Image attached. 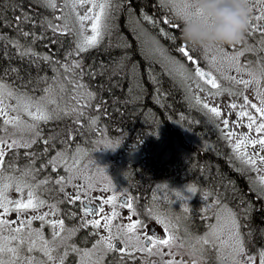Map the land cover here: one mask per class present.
Wrapping results in <instances>:
<instances>
[{"label": "trees", "instance_id": "obj_1", "mask_svg": "<svg viewBox=\"0 0 264 264\" xmlns=\"http://www.w3.org/2000/svg\"><path fill=\"white\" fill-rule=\"evenodd\" d=\"M49 12L41 0H0V79L20 90L46 84L45 78L59 74L66 89L83 84L85 95L78 100L81 105L89 104L85 114L77 123L76 115L69 120L57 119L55 135L60 133L68 141V131L72 130L73 141L80 137L77 142L85 145L88 154L94 152L101 132L121 143L120 151L127 148L128 152L132 143L139 150V158L122 171L132 190L146 199L156 181L175 178L211 190L214 193L210 194L237 209L244 231V227L250 228L244 237L247 246L264 245V201L255 196L249 177L237 170L205 112L188 99L164 64L144 55L134 36L129 22L133 17L139 18L145 30L151 26L150 20L157 21L158 28H164L175 40L161 31L157 38L168 50H174L181 33L159 17V12H165L164 5L159 0H117L108 13L110 27L104 29L98 44L79 53L74 51L69 34L54 33L48 27L47 21L55 24L58 15L57 10ZM22 15L30 19L18 22ZM62 24L55 25L61 29L67 26ZM29 48L36 55H21ZM44 56H50L52 62L42 59ZM74 61H80L81 67L66 71L63 65ZM59 98L62 102L56 106H63L62 110L76 107V103H69L70 96Z\"/></svg>", "mask_w": 264, "mask_h": 264}, {"label": "snow or ice", "instance_id": "obj_2", "mask_svg": "<svg viewBox=\"0 0 264 264\" xmlns=\"http://www.w3.org/2000/svg\"><path fill=\"white\" fill-rule=\"evenodd\" d=\"M46 7L56 9L57 3L56 0H42ZM117 0H101L100 3L97 4L96 0H70L71 8L73 12H75L76 7L83 6L88 3L92 6L88 9L83 16L77 15V20L80 23L81 34L84 30V21H91L90 27L92 31V35L85 37L83 45L78 41L75 52H83L86 51L89 47H94L101 38V26L103 22V26L105 28L110 27L108 21L111 19L108 16V11H110L112 3H116ZM69 3V0H65V5ZM160 3L163 5L165 3H169L175 8L174 15L179 22L173 23L172 20L165 18L163 23L165 25L171 24L172 28L177 31H181V21L182 17L186 15L190 5L189 0H180V6L177 7L175 0H160ZM250 9L252 15L249 18L247 29L240 39L238 43L231 44L230 46L235 49L236 45L244 44L245 48L243 50L235 51V53L231 56L225 53L224 59L230 60L233 63L229 65V67H234L236 71L243 72L248 71V75L251 79H237L235 76L226 77L234 81L235 84L243 85L245 89L249 88L250 85L256 84L257 88L260 86L261 77H264V68L259 70V75H257L256 71L250 70V64L245 63L243 65L239 62V57L243 56L245 51H252V48L246 46V41L248 38L259 34L261 38V43L264 44V0H249ZM117 3V7H118ZM95 9H99L98 11H94ZM255 9V14H253V10ZM30 17L22 15L18 17V22L20 20H28ZM57 20L61 19L60 16L56 17ZM145 20H150L149 17L145 16ZM153 24H156L157 21H151ZM48 27H50L53 32L62 31L66 34H71L72 30L65 26L63 29L60 26L53 24L51 21H47ZM161 33L165 35L168 39L175 40V36L171 35L169 32L165 31L164 28L160 29ZM25 37L28 36V33H23ZM35 38V37H34ZM12 42V41H9ZM55 42V41H53ZM19 47V45H17ZM216 47L223 53L224 48L221 45H216ZM207 50L208 46L202 47ZM177 51L181 53L184 57L187 58L193 65H195L194 73L196 77L201 79H205L206 83L211 85L213 89L218 88L217 81L214 77H212L210 72H205L200 66L198 59L194 58L193 55L190 54V51H195V48H188L187 44H182L177 48ZM31 53V49H25L21 51V55H28ZM32 55H36L35 53H31ZM69 56L72 55L70 52ZM42 59L46 61H51L50 56H44ZM216 57H212V60L215 61ZM58 63V62H55ZM66 71H73L74 69H78L81 67L80 61H74L71 65H63ZM183 67V65H181ZM82 74V73H81ZM91 74V73H89ZM53 84L49 85L48 88L43 89V92L47 94L50 88L56 86V77L52 78ZM61 90H63V86H59ZM76 88H83L84 85L80 83L75 84ZM91 95V94H89ZM256 96L259 99V106L257 103L250 102L248 96H244L243 105H237L236 103L228 104V108L230 110H234L237 107L240 108V111L236 112L237 120L229 124L228 119H223V125L225 128H238L242 126V120L244 117H247L248 123L247 128L249 130L254 129L256 133H264V91H257ZM5 97L12 98L17 101L15 105L8 106L7 109L4 106ZM75 99V97H73ZM199 102V100H198ZM54 100H48L45 102V97L41 96L39 98L29 96L26 92H22L14 89L12 86L0 81V117H4L3 124L4 125H13L18 126L20 121L19 114L15 116H9V111H14L19 113L20 111H26L27 115L32 117L33 124L30 126L29 131L31 132V136L27 139L21 138L20 140H12L11 142L6 141L4 139H0V175H3V170L5 169V157L8 151H12L17 148H25L30 149L32 144L37 143L39 139H44L45 144H50L51 141L47 138L43 137L41 131L39 129V121H44L47 123L49 120H57L63 117L72 116L73 113L76 114L77 122L78 118L83 116L84 108L88 107L89 104L86 102L81 105L80 101H76V107H73L71 110L58 111L56 107H49V105H55ZM251 107L255 110L257 114H259L260 122L257 123L256 116L249 113L246 109L247 107ZM203 107L207 109L213 116L219 118L221 117V109L219 106H210L208 103H204ZM29 109H35V111H31ZM235 133L231 130L227 133L226 138H230ZM71 142V141H69ZM253 146V152L256 153V147L258 146L260 150L264 151V135L259 138H253L246 133H241L240 136L237 137L236 143L234 144V151L237 152L238 156H240L245 164L248 165H256L257 160L250 156L246 149L247 146ZM118 144H112L106 142L105 148L114 149ZM244 148V151L241 149ZM7 150V151H6ZM45 152L48 151L47 147H45ZM29 160L28 165H26V169L20 172L19 177L15 175H8L6 179L9 183H3L0 186V264H48L50 261H56V264H64L65 258L67 257L69 251L78 253L82 256V258H88L90 264H104V256L106 254L119 252L121 261L125 259L135 260L137 257L134 255L135 252H146L149 257L158 256L161 259L159 261H153L152 264H183V261H178L175 257L178 253L171 251L174 247L183 248L184 244L179 240L178 235L171 228L168 221L159 216L152 217L156 220L157 224L163 225L165 232L168 233L165 237L157 236L155 234H149L147 229L148 225L144 224L142 220H136L133 222L121 226L117 225L115 233H113V224L112 221L115 220L119 213L116 211V207L114 205L115 197L109 196L107 199L103 201L104 205H113L110 214H104L103 205L97 207V204L92 202V198L89 196V191L91 189V185L85 186L83 184L76 185L73 184L72 181L74 179H80L81 177H59L55 181L57 185H71L73 188L72 192H65L64 187H60L59 191L64 194V201L69 204L75 205L78 201L80 202L82 215L80 217V224L78 227L73 228L71 230H66L63 220H46L45 218L53 214L57 213V208L55 205H49V208L52 209L51 213L45 212L40 214L37 210L43 208L46 205V201L39 199L36 196L35 188L38 186L35 181L36 175H38V171L34 168V153L25 152L24 154ZM61 153H57L56 157H53L51 160L47 162V164L41 166V170L45 167L52 166L53 169L59 167L60 164H57V157H59ZM71 155L74 153L71 152V149H68L63 154V165L65 166L66 171H70L67 165L71 158ZM259 162L264 164V155L257 153ZM79 161H77L73 168L78 166ZM6 168L11 170V173H15L17 171L14 162H8ZM103 169H101L102 171ZM31 178V181L28 178ZM49 179L46 178L44 181H41V184H47ZM13 183L15 184V191L17 193H23L24 189L27 188V199L18 198V199H10L8 197L7 190H9ZM260 183L264 184V176L260 177ZM189 192H195V188H189ZM176 195L181 196L180 192H177ZM122 208H127L131 213L127 219L132 221V217L136 214V210L133 207L132 198L124 201L121 204ZM29 210L33 211L32 215H28ZM9 213H15V217H9ZM151 216V213H146ZM75 216V213L72 214ZM88 217H92L89 219ZM99 217V218H96ZM39 220L41 222V227L44 226L45 223L49 224L53 228L52 233V241H45L42 237H40V251L43 252L46 260H37L31 256L23 255V252L26 250L27 252H32L36 247V241L33 240L32 234L35 232L37 236H39V229H32V221ZM89 225L93 230H98L103 228L107 231L106 236H101L99 240H97L96 244L93 245L91 250H81L77 248L74 244H70L69 240L71 239V235H74L76 231H79L80 228H87ZM232 229L230 234L235 237L236 246L233 250L232 260L233 264H251L252 257L246 255L245 246L241 240L239 225L236 223V216L233 214L232 221ZM213 227L214 226H210ZM59 228V231L55 229ZM137 229H140L143 233V236H130L129 233H135ZM69 231L68 236H62V232ZM7 233V235H5ZM93 234H97L95 231ZM135 239L137 241L136 245L132 244V240ZM147 241V245L139 243L141 240ZM2 241H7V243H2ZM16 243L13 244L12 242ZM209 240L207 238L197 239L196 242L192 245L193 250H195L196 244L207 245L209 244ZM223 243V242H222ZM102 245V247H100ZM121 245H124L121 247ZM163 248L169 249L167 255L170 257L166 261L163 259L165 253L162 251ZM63 249V252L60 250ZM56 252L57 255H53V252ZM203 251V249H201ZM7 255L9 259H4L3 257ZM95 257V259H91ZM237 257H241V259H237ZM260 264H264V251L260 253Z\"/></svg>", "mask_w": 264, "mask_h": 264}, {"label": "flooded vegetation", "instance_id": "obj_3", "mask_svg": "<svg viewBox=\"0 0 264 264\" xmlns=\"http://www.w3.org/2000/svg\"><path fill=\"white\" fill-rule=\"evenodd\" d=\"M253 14H255V9L253 10ZM165 18H168L173 21V23L179 22L176 17L174 16H164L163 20ZM171 26V24H169ZM181 33V31H179ZM179 38L178 44H175L174 50L169 51L171 55H175L180 59L185 60L187 65L193 66L195 68V65H193L190 61L186 59L181 53L177 51V48L180 47L182 44H184L183 40L181 39V34ZM159 42L160 40L156 38ZM161 43V42H160ZM162 44V43H161ZM164 45V44H163ZM165 46V45H164ZM246 46L249 48H252V51H245L243 56L239 57V62L241 65L245 63L250 64V70L256 71L257 75H259V70L261 68H264V44L261 43V38L259 34H256L252 36L251 38H248L246 41ZM167 48V47H166ZM189 49H192L191 46L188 45ZM224 52L222 53L216 45H210L208 46L207 50H205L202 47H196L195 51H190V54L194 56V58L198 59L199 65L203 68H205L208 72L211 73L212 77H214L217 81L218 86L225 85V86H234L238 85L235 84L234 81L230 79H224L220 82L217 72L219 70H223L227 77L235 76L237 79L244 78L248 76V71L243 72H237L234 67H229L230 64L233 62L230 60H225L224 55L225 53L229 56L233 55L235 51L243 50L245 48L244 44L236 45V48L233 49L230 45L223 46ZM168 50V48H167ZM204 54L206 57H202L201 55ZM216 57L215 61L212 60V57ZM205 60L206 66L201 61ZM248 93H253L255 91L254 101L252 103H257L259 106V99L256 96L257 91H264V77H261V82L259 88H257L256 84H252L249 86ZM255 88V89H254ZM4 106L6 108L5 102ZM53 107V106H52ZM67 110V109H66ZM61 112L64 110H60ZM14 116L17 114V112H13ZM11 112H8V115L10 116ZM73 115H76L73 113ZM259 115V114H258ZM71 116L63 117L64 120H69ZM82 118V116L80 117ZM4 117H0V139H4L6 141L11 142L12 138H15V140H20L21 138L27 139L31 136V132L29 131L30 126L34 123L32 119H29L27 117H20L21 123L18 126L13 125H4L3 124ZM55 121V122H54ZM77 123V121H76ZM39 129L41 131V134L43 137L47 138L51 141L50 144H45L44 139H39L37 143L32 144L33 147L30 149L25 148H17L12 151H8L7 155L5 157V169L3 170V175H0V181H4L6 183H9V181L6 179L8 175H15L16 177H19L20 172L24 171L26 169V165H28L29 160L24 155L25 152L34 153V168L38 171V175L35 177L36 184L38 185L34 190L36 193V196L46 201V205L38 209L37 211L40 214H43L45 212L51 213L52 209L49 208V205H55L57 208V213L55 215L50 214L45 219L46 220H63L65 229L71 230L73 228H76L80 224V217L82 215L80 202L78 201L75 205L69 204L64 201V194L59 191L60 187H64L65 192H72L73 188L71 185H57L55 181L59 179V177L63 176L66 178L69 177H81L80 179H74L72 181L73 184L80 185L83 184L86 187L91 185V189L89 191V196L92 198V202L97 204V207L100 205H103L104 208V214H110L111 210L113 208V205H104L103 201L107 199L109 196L115 197L114 205L116 207V211L119 213V216L112 221L113 224V233L116 231L117 225L121 226V228L124 225H127L130 222L136 221V220H142L144 224L148 225V233L149 234H155L157 236H161L162 238L168 235L167 232L163 228H158L155 226V223L151 221V216L147 215L146 213H151L153 209H156L148 204H145L148 202L149 197L144 199V201L139 203L138 200L135 199V196L139 198L140 193L138 192H125V193H118L117 191H103L101 189H97L96 183L98 182V179L100 176L97 175H88L87 174V162H85V157L78 156L77 159L72 160L71 158L68 162V169L70 171L65 170V166L63 165V154L66 150L71 149L72 146H81L80 140L77 142L80 137L73 141L72 130H69V136L66 139H64L61 134H54V130L56 126L55 124H58L57 120H49L47 123L44 121H39ZM47 126V127H46ZM52 128V129H51ZM246 133V132H245ZM247 134V133H246ZM250 135V134H249ZM259 138L260 136L264 135V133H256ZM73 144H70L69 141H71ZM45 147H47L48 151L45 152ZM7 151V150H6ZM34 151V152H33ZM57 153H61L59 157H57V164H60L59 167H56L55 169L52 168V166L45 167L41 170V166L47 164L49 160H51L53 157L57 156ZM262 154V151H261ZM48 156V157H47ZM134 160L139 158V155L137 152L132 156ZM14 162L17 171L13 174L11 173V170L6 168V165L8 162ZM79 161L78 166L73 168V165ZM135 162L131 163L133 166ZM46 178L49 179V182L47 184H41V181H44ZM31 181V178H28ZM175 180H180V178H175ZM13 185H15L13 183ZM262 193V192H261ZM8 194V192L6 193ZM23 193H20L22 195ZM199 196V193H198ZM200 197V196H199ZM129 198H132L133 207L136 210V214L132 217V221H129L127 217L131 214L127 208H122L121 204L128 200ZM202 200V206L198 207L199 203L194 204L196 199L191 202L190 204L193 205V208H189L186 204L182 209L186 212L185 215H183L180 220L176 217L177 220H179L177 229H174L173 231L176 232V234L179 237V240L183 242L184 247L183 248H176L174 247L171 249V251L178 253V255L175 257L178 261H183V264H186L188 261V256L184 255L185 250H190L192 254L199 259V264H233L230 256V245H229V237H225V229L222 228V239H219V244H216L214 241H211L208 239V234H210V226H215V224L218 223H212L211 221L214 219V216L216 215V205L218 206H226L230 203L222 199L220 196H218L216 199V196L213 194L211 196L203 195L200 197ZM259 198H262L259 196ZM222 199V200H220ZM138 203L140 205H138ZM148 205L149 207H146ZM163 207L160 210H166ZM229 208V207H228ZM224 209V208H223ZM230 209V208H229ZM231 210V209H230ZM75 213V216L72 214ZM166 213V212H165ZM33 211L29 210L28 215H32ZM209 214L212 216L210 217ZM171 215V214H170ZM9 217L14 218L15 213H9ZM91 219L92 217H88ZM99 218V217H96ZM172 218V215H171ZM180 224H185L186 228H182ZM32 229L36 230L39 229L40 233L39 236L35 232L32 234V239L36 241V247L33 249L32 252H27L26 250L23 252V255L25 256H31L36 258L37 260H46V257L44 256L43 252L40 251V237L43 238L45 241H52V233L53 228L45 223L43 227H41V222L39 220H33ZM56 231H59L60 229H55ZM213 230V227H212ZM217 230L216 235L221 231ZM243 230V225L242 229ZM96 232L97 234H93V232ZM207 233V239L209 240V244L207 245H200L196 244L195 250H193L192 245L196 242V240L204 239L206 238L203 236V234ZM70 233L69 231L62 232V236H68ZM108 233L105 229L100 228L98 230H93L92 227L89 225L87 228H80L79 231H76L74 235H71V239L69 240L70 244H74L77 248L81 250H91L93 248V245L96 244L97 240L100 239L101 236H106ZM7 235V233H5ZM130 236H143V233L140 229H137L135 233H129ZM223 242V243H222ZM242 242L244 245H246V241L242 239ZM2 243H7V241H2ZM13 244L16 242L13 241ZM142 244L147 245V241H144L143 239L139 242ZM132 244L136 245L137 241L135 239L132 240ZM218 245V246H217ZM124 245H121L123 247ZM217 246V247H216ZM102 247V245L100 246ZM203 249V251H201ZM208 250V253L206 252ZM64 250L61 249L60 252H63ZM162 251L165 253L163 259L166 261L170 257L167 255V252L169 249L163 248ZM211 251V253H210ZM53 255H57V253L54 251ZM134 255L137 257L135 260L132 259H125L121 261L119 259L120 254L119 252L106 254L104 256V264H152L153 261H159L161 258L158 256H152L149 257L146 252H135ZM4 259H9L7 255L3 257ZM91 259H95V257H92ZM256 263V261H255ZM48 264H56V261H50ZM64 264H90L88 258H82V256L75 252L68 253L67 257L65 258Z\"/></svg>", "mask_w": 264, "mask_h": 264}, {"label": "rangeland", "instance_id": "obj_4", "mask_svg": "<svg viewBox=\"0 0 264 264\" xmlns=\"http://www.w3.org/2000/svg\"><path fill=\"white\" fill-rule=\"evenodd\" d=\"M42 2V0H41ZM97 4L101 2V0H96ZM57 3V8L56 9H52L47 7V9L50 12L53 11H58V15L61 17V19L57 20L56 18H54L55 24H59V22H62V25H67V28H71L72 29V33L70 35H68V37L73 40V44L77 45V42L79 41L82 45L84 42V38L91 36L92 35V31H91V21H84V30L83 33L81 34V29H80V23L77 20V15L79 16H83L86 12H88V9L92 6L91 4H84L83 6H77L75 12H73L72 8H71V3L69 0V3L67 4V6L65 5V0H56ZM175 3L177 5V7L180 6V0H175ZM44 4V3H43ZM164 5V9L166 12H171L172 15H174L175 12V8L172 7L171 4L169 3H165ZM99 9H95L94 11H98ZM49 12V13H50ZM109 13V11H108ZM57 15V16H58ZM159 17L163 18V13L160 14L159 12ZM47 21V20H46ZM152 21V20H150ZM129 22H131L132 25V30L134 32V36L136 39H138V45L140 46L141 51L144 53V55L150 57L149 59H154V60H158L160 61V63L165 62L166 64L165 67L167 68L166 70L170 72L171 76H177L179 77L180 81L182 83V85L186 88L188 95L190 96V98L192 97L194 102L196 104H198L199 106H201V108L207 112V114L210 116L212 122L214 123V126L216 128V131H218L223 137L226 138L227 133L231 130L233 133H235V135H233L230 138H226V141L228 144H230V147L232 148L231 151V155L230 158L234 161V163H236V168L239 171H243L244 174L249 177V181L251 182V186L254 189V193L255 196L257 197H262L261 200L264 201V184L260 183V177L264 176V164H261L259 162V158L257 153L261 154V151L259 149L258 146L256 147V153L253 152V146L249 145L247 146V153L252 156L254 159L257 160L256 165H248L245 164L242 160V158L240 156H238L237 152L234 151V144L236 143L237 137L240 136L241 133H247L249 136L253 137V138H258L256 135V132L254 131V129L249 130L247 128V117H244L242 120V126L238 127V128H225L223 125V119H228L229 120V124L231 125L232 122L237 120V116H236V112L240 111V108L237 107L234 110H230L227 106L230 103H236L238 106L239 105H243L244 103V96H248L250 102L254 101L255 96H253L255 94V91L253 93H248L250 88L245 89L243 85H234V86H225V85H221L220 87L216 88V89H210L208 86L200 84L195 77L191 76V72L189 70V67L187 65V63L185 62L184 58L180 59L177 56L173 55V57L171 55H168V51L167 48L161 44L156 38L160 36V29L158 28V24H153L151 23V26H148L145 30V28H143L139 22V18H135L133 17ZM60 28L62 27L61 25ZM105 27L103 26V22H102V26H101V34L103 33ZM153 31V32H152ZM149 32L152 34H149ZM100 40V39H99ZM98 44V43H97ZM96 44V45H97ZM92 48V47H89ZM87 48V49H89ZM167 56V58H166ZM201 56L204 57V54H202ZM161 63V64H162ZM181 65H183V67H181ZM217 76L221 81H223L224 79H226V74L223 70H219L217 72ZM53 77H47L45 79L46 80V84H43L40 82V85L36 88H30L27 90H22V92H26L29 96L32 97H36L39 98L41 96L45 97V102L47 103L48 100H54L56 102V104H58V102H62L61 98H59V96L61 95H65V96H70V101L69 103L71 104L76 103L75 99H73V97H75L77 100L81 97V95H85L84 91L81 90V88H76L75 86H72L70 88H67L66 83L62 80L63 79V75L59 74L58 77H56V86H54L53 88L49 89V92L47 94H45L43 92V89L48 88L49 85L53 84ZM243 79H251V77L248 75L246 77H244ZM62 80V81H61ZM6 84H8V82L6 81H2ZM60 85L64 86L63 90H61V88L59 87ZM255 89V88H254ZM58 91L60 94H58ZM199 100V102H198ZM10 101V103H9ZM5 105H6V109L8 106L11 105H15L17 103V101L15 99L12 98H7L5 97ZM204 103H208L210 106H219L221 109V117L217 118L215 116H213L207 109H205L203 107ZM60 104V103H59ZM61 109H63V106H58L57 110L60 111ZM31 111H35V109H29ZM249 113H251L252 115L256 116L257 118V123L260 122V117L259 115L255 112L254 109H252L250 106L247 107L246 109ZM11 114L10 116H14V111H10ZM21 113H23V117H27V112L26 111H20ZM22 114H19V116L21 117ZM25 115V116H24ZM30 117V116H29ZM28 118V117H27ZM32 118V117H31ZM30 119V118H29ZM193 136V133H192ZM109 138V137H108ZM104 134L102 136V145L104 146L106 142H110L113 144V138H111L112 140H110V138L108 139ZM193 138H195V136H193ZM12 140H15V138H12ZM112 141V142H111ZM199 143L201 144H205L204 142L199 141ZM109 149V148H107ZM245 149L242 148L241 151H244ZM78 153L80 152L79 150L77 151ZM261 155H264V151ZM129 157V156H128ZM128 157H123L122 158V162L120 164V166L118 168H114L112 171V175L113 176H125L122 171H124L126 169V167H128V165L125 164V161H127ZM76 157L74 155H72V160H75ZM103 159V158H102ZM95 168L98 169V172H100L102 175L105 174H109V171L107 170V162H105V160L103 159V162H97V166H95ZM130 169V167H128ZM101 169H103L101 171ZM108 172H107V171ZM130 175V173H128ZM157 183L154 184V187L152 188L151 191V195L149 197V193H147V196L149 197L148 202H146L145 204H148L156 209H153L151 211L152 217L154 216H159L161 218H164L166 221L169 222L171 228L177 229L178 227V223L180 218L186 214V212L184 211V209H182L184 206H187L189 208H193L194 204L199 203L198 207L202 206V200L200 197H202L203 195H207L209 194V192H212L211 190H207V189H203V187L200 189L199 194L200 197L198 196V190L195 192H189L188 189L192 188V186L188 185V183L184 182V183H179L178 184V180L175 181H156ZM3 183H6L4 181H0V186H2ZM104 185V189L109 188L110 190H118L117 188L124 190L125 189V183L124 182H116L113 184L110 183H103ZM194 188V187H193ZM27 191L28 189L25 188L23 191V194L20 195V193H17L15 191V185H12V187L7 190L8 192V197L10 199H18V198H23V199H27ZM180 192L181 196H177L176 193ZM262 192V193H261ZM214 193V192H212ZM215 195V194H214ZM216 196V199L218 196ZM196 199V201L194 202L193 205H191L190 203L193 202ZM222 200V199H220ZM148 205H146V207H149ZM228 207L231 209H229L228 207L224 206H216V211L218 212V215L216 213V215L214 216V219L211 221L212 223H218L215 224L214 226V230H212V227H210V234H208V239L211 241H214L216 244H219V239H222V228L225 229V237H229V245H230V256H231V260H232V254H233V250L236 246V240L235 237L232 236L230 234L231 229L233 227L232 225V221H233V214H236L238 218H240L239 216V212L237 211V209L234 206H229V204H227ZM261 205V204H260ZM163 207H165L164 209L166 210H160ZM224 208V209H223ZM215 211V212H216ZM235 213H234V212ZM166 212V213H165ZM222 213V214H221ZM172 218H171V215ZM223 215H224V222H222L223 220ZM235 215V216H236ZM209 216L211 217L212 215L209 214ZM151 218V221H153L155 223V226H157L158 228H163V225L157 224L156 220ZM176 217L179 219L177 220ZM236 217V223L239 225V221L241 222V220H238V218ZM245 218V216H243ZM241 219V218H240ZM222 222V223H219ZM242 224V223H241ZM182 228H186L185 224H180ZM245 231H241L240 229V225H239V232H240V237L241 240L243 239V236L245 237V234L247 235L248 232H251L250 228L244 227ZM217 230H221L217 235L216 232ZM244 230V229H243ZM203 236H205L207 238V233L203 234ZM218 246V245H217ZM216 246V247H217ZM246 249V255L251 256L252 262L251 264H260V261L258 262V256H260V253L262 251H264V245H259L256 246L255 248L252 247H245ZM206 252L208 253V250H206ZM211 253V251H210ZM238 259V257H237ZM239 259H241V257H239ZM233 261V260H232ZM256 261V263H255Z\"/></svg>", "mask_w": 264, "mask_h": 264}, {"label": "clouds", "instance_id": "obj_5", "mask_svg": "<svg viewBox=\"0 0 264 264\" xmlns=\"http://www.w3.org/2000/svg\"><path fill=\"white\" fill-rule=\"evenodd\" d=\"M189 9L182 17L181 39L191 47L228 46L243 37L250 16L249 0H189ZM186 264H199L190 250Z\"/></svg>", "mask_w": 264, "mask_h": 264}, {"label": "bare ground", "instance_id": "obj_6", "mask_svg": "<svg viewBox=\"0 0 264 264\" xmlns=\"http://www.w3.org/2000/svg\"><path fill=\"white\" fill-rule=\"evenodd\" d=\"M43 15V14H42ZM44 16V15H43ZM48 20V19H47ZM45 27V26H44ZM12 44H14V43H12ZM106 106V105H105ZM189 112V111H188ZM118 114V113H117ZM115 116V115H114ZM100 120V119H99ZM154 121V120H153ZM55 122V121H54ZM101 122V121H100ZM99 124V123H98ZM79 125V124H78ZM95 126V125H94ZM47 127V126H46ZM52 129V128H51ZM99 129V128H98ZM78 130V129H77ZM80 130V129H79ZM112 135V134H111ZM117 136V135H116ZM115 136V137H116ZM119 136V135H118ZM126 136V135H125ZM110 138V137H109ZM108 138V139H109ZM145 138H146V136H145ZM120 139V138H119ZM110 140H112V139H110ZM71 141H72V138H71ZM112 142V141H111ZM110 143V142H109ZM121 144V143H120ZM33 147V146H32ZM34 152V151H33ZM146 156V155H145ZM48 157V156H47ZM143 161V160H142ZM141 163V162H140ZM139 166V165H138ZM149 167V166H148ZM198 178V177H197ZM133 186H135V185H133ZM204 189V188H203Z\"/></svg>", "mask_w": 264, "mask_h": 264}]
</instances>
